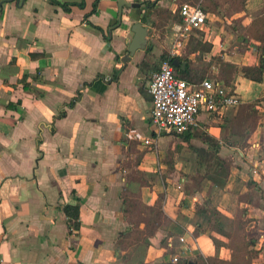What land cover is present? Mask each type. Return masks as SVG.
Returning a JSON list of instances; mask_svg holds the SVG:
<instances>
[{"label":"crops","instance_id":"obj_1","mask_svg":"<svg viewBox=\"0 0 264 264\" xmlns=\"http://www.w3.org/2000/svg\"><path fill=\"white\" fill-rule=\"evenodd\" d=\"M120 1L0 0V264H264V73L241 72L264 66V0H123L119 23ZM197 2L180 56L240 104L157 137L151 77Z\"/></svg>","mask_w":264,"mask_h":264},{"label":"built area","instance_id":"obj_2","mask_svg":"<svg viewBox=\"0 0 264 264\" xmlns=\"http://www.w3.org/2000/svg\"><path fill=\"white\" fill-rule=\"evenodd\" d=\"M179 14L183 23L175 29L176 39L168 53L170 58L183 53L193 34L205 37L208 32V18L201 4H183ZM149 93L153 105L151 125L157 137L167 131L184 135L198 127V116L202 111L214 114L222 108L240 104L219 82L206 79L201 83H191L177 77L169 60L163 61L152 74ZM144 143L151 147L154 140L148 139ZM180 241L184 245L183 251H189L186 239ZM178 262L179 258L174 257L173 263Z\"/></svg>","mask_w":264,"mask_h":264},{"label":"trees","instance_id":"obj_3","mask_svg":"<svg viewBox=\"0 0 264 264\" xmlns=\"http://www.w3.org/2000/svg\"><path fill=\"white\" fill-rule=\"evenodd\" d=\"M52 3L59 4L57 2V0H52ZM147 5L153 6L154 4L148 3ZM257 37L259 39H261L262 41H264V34L263 33L260 35H257ZM175 59H179L182 64H185L184 69H182V67H178V68L174 67V71H175V74L177 77L184 79V80H187L189 82H195V83H201L205 80L206 76H205L203 70L194 67V65L191 62L185 60L182 56H178L176 58H170L168 53H165V54H163L161 61L163 62V61L169 60L170 63L173 65V62ZM228 68L232 69L231 67H228ZM241 72L243 73V75L247 79L259 82V81H261L263 73H264V66L262 65L259 68L243 67V68H241ZM26 77H27V75L25 76V79H26ZM27 86L28 85H25L24 88H28ZM9 107L13 108L14 106L10 105ZM64 212L66 214V217L69 220L71 229L78 230L80 228V221H79L80 209H79V207L72 206V205L66 206L64 208ZM206 264H225V263H222L221 261H218V260H212V261L208 260Z\"/></svg>","mask_w":264,"mask_h":264},{"label":"water","instance_id":"obj_4","mask_svg":"<svg viewBox=\"0 0 264 264\" xmlns=\"http://www.w3.org/2000/svg\"><path fill=\"white\" fill-rule=\"evenodd\" d=\"M123 7L137 9L140 8V5L125 3L123 0H121L119 4V8H120L119 23H121ZM132 31L134 33V38L129 45L128 53L126 56L127 60H130V58L133 57L138 51L145 50L148 44L149 25H145L143 23H137L133 26ZM173 66L176 68L178 67H182V69L185 68V64H182L179 59L174 60Z\"/></svg>","mask_w":264,"mask_h":264},{"label":"rangeland","instance_id":"obj_5","mask_svg":"<svg viewBox=\"0 0 264 264\" xmlns=\"http://www.w3.org/2000/svg\"><path fill=\"white\" fill-rule=\"evenodd\" d=\"M190 4H200V3L197 2V3H190ZM161 63H162V62H158V67L160 66Z\"/></svg>","mask_w":264,"mask_h":264}]
</instances>
